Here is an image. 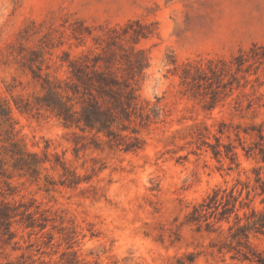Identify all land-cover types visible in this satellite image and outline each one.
Masks as SVG:
<instances>
[{
  "label": "rangeland",
  "instance_id": "rangeland-1",
  "mask_svg": "<svg viewBox=\"0 0 264 264\" xmlns=\"http://www.w3.org/2000/svg\"><path fill=\"white\" fill-rule=\"evenodd\" d=\"M95 61L138 73L149 118L113 127L134 151L45 106L42 85L72 95ZM0 104V206L34 218L0 229V264H264V227L228 230L264 209V0H0ZM9 141L49 161L18 169ZM217 185L240 192L227 220L206 213Z\"/></svg>",
  "mask_w": 264,
  "mask_h": 264
},
{
  "label": "trees",
  "instance_id": "trees-1",
  "mask_svg": "<svg viewBox=\"0 0 264 264\" xmlns=\"http://www.w3.org/2000/svg\"><path fill=\"white\" fill-rule=\"evenodd\" d=\"M123 30L128 32L126 28H123ZM133 35L145 36L144 33L136 31ZM96 64L97 61L93 63V67L89 70H84L83 67L78 66L76 71H72V76L76 80L69 86L72 95L67 93L62 95L55 86L47 85V87H44L42 85L44 89L46 88L45 106L55 111L66 127L74 126L82 132L88 130L96 136L102 134L108 141L113 140L115 143L122 145L124 150L134 151L140 148V139L136 136L129 139L131 136H128V134L122 135L116 132L113 127H118L117 120H120L122 125L118 129L135 135L137 129L126 127L123 122L134 121V117L139 125H144L149 118V113L140 102L139 96L136 94V88L132 84V82L137 81L136 75L138 73L119 80L115 76L97 69ZM141 64V62H138L135 66L138 72L142 68ZM8 115L9 109L0 104V121H6ZM7 133V139L10 140L9 132L7 131ZM226 150L230 151L227 147ZM220 151L219 148H216L213 150V154L218 156ZM7 152L13 159V165L25 171L38 172L41 164L49 161L46 157L40 159L35 152L26 151L16 141H9ZM258 153L259 158L264 162V150L259 149ZM229 159L232 162L234 157L229 155ZM2 170L3 166L0 164V171ZM239 195L240 192L238 195L234 193V186L230 188L220 185L215 186L206 196V213L214 208L219 209L218 213L221 214L219 220H227L226 214L235 211V202L240 203L238 200ZM202 205L204 204L201 203L200 207ZM230 208L233 210H229ZM192 211L191 213L195 216L202 213V209L197 207H193ZM16 215H22L21 222L25 226L34 224V218L25 210H16L15 207L7 203L1 205L0 229L7 238L13 237L9 225L11 219ZM235 218L238 219L235 230L231 231L233 226H228L230 236L234 240L247 239L251 230L259 231L261 227H264V209L262 211L252 209L249 214L244 213L243 218L245 221L242 223L239 222L242 218L237 213H235ZM245 246H247V243H245ZM243 256V258H247V255L243 254ZM7 264L15 263L8 262Z\"/></svg>",
  "mask_w": 264,
  "mask_h": 264
}]
</instances>
